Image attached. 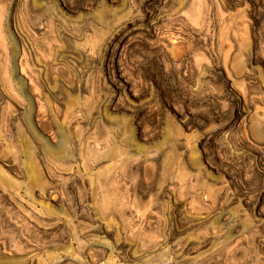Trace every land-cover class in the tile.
Segmentation results:
<instances>
[{"label":"rangeland","instance_id":"374dc122","mask_svg":"<svg viewBox=\"0 0 264 264\" xmlns=\"http://www.w3.org/2000/svg\"><path fill=\"white\" fill-rule=\"evenodd\" d=\"M0 264H264V0H0Z\"/></svg>","mask_w":264,"mask_h":264},{"label":"bare ground","instance_id":"6f19581e","mask_svg":"<svg viewBox=\"0 0 264 264\" xmlns=\"http://www.w3.org/2000/svg\"><path fill=\"white\" fill-rule=\"evenodd\" d=\"M51 19L52 17H49V20L47 18V23L49 25H51L52 23ZM108 21H109V18L106 19V18L100 17L97 19L95 23L93 21L86 22V25H88L90 30H92L96 28L97 26L104 27V24L107 23ZM134 27H136L135 22H132L129 25L124 24L123 27H120L118 31L112 34L109 37L108 42L106 43V46H105L106 53L112 56L118 55L121 51L122 45L125 42V40H130V38L133 36L136 30ZM15 70H16V73L21 74V70H19V68L16 67ZM109 80L111 82V85L115 93V99L113 100L112 104H114V102L119 101L122 95L124 96V94L127 95L126 93H131L132 86L130 82L124 77V75L120 73V71H117L116 73L112 72ZM231 88L235 92L234 87L232 86ZM39 196H41L43 199H47L48 201L54 200L53 196L51 197V194H49L48 191L46 194L44 192L40 193Z\"/></svg>","mask_w":264,"mask_h":264}]
</instances>
